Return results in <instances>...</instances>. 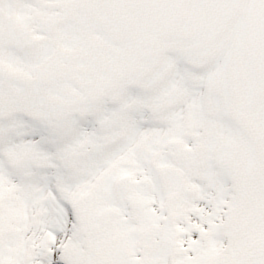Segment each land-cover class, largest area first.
I'll list each match as a JSON object with an SVG mask.
<instances>
[{
	"label": "snow or ice",
	"instance_id": "1",
	"mask_svg": "<svg viewBox=\"0 0 264 264\" xmlns=\"http://www.w3.org/2000/svg\"><path fill=\"white\" fill-rule=\"evenodd\" d=\"M0 264H264V0H0Z\"/></svg>",
	"mask_w": 264,
	"mask_h": 264
}]
</instances>
